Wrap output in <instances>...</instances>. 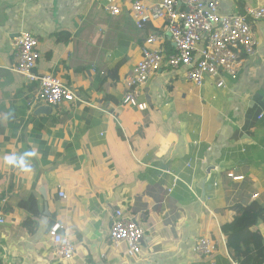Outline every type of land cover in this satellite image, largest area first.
Segmentation results:
<instances>
[{
    "label": "crops",
    "instance_id": "1",
    "mask_svg": "<svg viewBox=\"0 0 264 264\" xmlns=\"http://www.w3.org/2000/svg\"><path fill=\"white\" fill-rule=\"evenodd\" d=\"M162 1L144 0L148 6ZM219 1L226 15L264 7V0ZM106 4L0 0V201L6 215L0 264H238L223 233L231 230L236 207H264V22L254 26L256 55L237 78H226V88L207 77L195 89L186 68L164 66L139 90V102L147 105L140 111L123 97L146 39L160 34L158 46L168 55L175 45L163 20L139 28L129 8L114 16ZM21 32L39 40L37 72L61 80L79 102L41 103L38 83L13 71ZM66 33L67 44L60 39ZM123 60L118 82H104ZM31 116L47 124L33 128ZM27 152L36 153L29 171L3 162L7 154ZM31 195L41 219L18 207ZM118 209L145 230L137 256L110 241V218ZM57 224L77 246L68 262L56 257L51 242ZM255 229L264 238V223ZM202 237L220 242L215 256L194 254Z\"/></svg>",
    "mask_w": 264,
    "mask_h": 264
},
{
    "label": "built area",
    "instance_id": "2",
    "mask_svg": "<svg viewBox=\"0 0 264 264\" xmlns=\"http://www.w3.org/2000/svg\"><path fill=\"white\" fill-rule=\"evenodd\" d=\"M129 8L139 28H145L152 20H163L175 45V52L166 54L161 44L162 36L152 33L145 41L141 60L126 80L123 103L140 111L147 105L139 102V90L161 68H186L187 79L195 89L204 86L207 77L218 88H226V78H237L248 59L254 57L259 45L254 26L264 22V7L247 6L242 14L221 13L219 0H163L148 6L144 0H107L105 9L118 16ZM15 65L13 71L28 83H38L37 99L46 105L60 107L79 102L71 88L53 75L37 72L40 60L39 40L30 32H21L15 40ZM191 168V164L188 165ZM226 177L240 181L234 173ZM59 197L66 199L63 192ZM5 201H0V227L6 224ZM110 241L114 247L125 244L129 256L141 253L145 230L135 216L126 215L122 209L115 210L110 218ZM50 237L56 257L68 262L77 255V246L61 233V226L50 228ZM221 244L217 239L202 237L194 247L199 258L215 256ZM83 264H91L84 262ZM236 264V263H233Z\"/></svg>",
    "mask_w": 264,
    "mask_h": 264
},
{
    "label": "trees",
    "instance_id": "3",
    "mask_svg": "<svg viewBox=\"0 0 264 264\" xmlns=\"http://www.w3.org/2000/svg\"><path fill=\"white\" fill-rule=\"evenodd\" d=\"M60 39L63 43L67 44L71 40V36L69 33L62 34ZM124 63L125 61L123 60L113 65L104 82L111 81L117 83L119 71ZM109 97L106 96L105 99L109 100ZM9 119L11 123H15L12 118ZM31 120L33 128H38L41 123L47 124L48 121L45 118L36 119L33 116H31ZM18 207L28 211L34 219H41L42 213L38 201L33 195L22 199L18 203ZM234 214V223L231 230H226L223 233L227 240L229 256L238 264H264V238L260 231L255 229L257 224L260 222L264 223V207L258 203H253L249 207L238 206L234 209ZM248 216L252 219V225L244 224L245 218ZM27 223L38 226V222L32 219H28Z\"/></svg>",
    "mask_w": 264,
    "mask_h": 264
},
{
    "label": "clouds",
    "instance_id": "4",
    "mask_svg": "<svg viewBox=\"0 0 264 264\" xmlns=\"http://www.w3.org/2000/svg\"><path fill=\"white\" fill-rule=\"evenodd\" d=\"M35 152H27L24 154L11 153L3 157V162L12 167L20 168L23 171L30 170L29 158L35 156Z\"/></svg>",
    "mask_w": 264,
    "mask_h": 264
}]
</instances>
